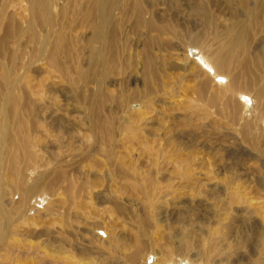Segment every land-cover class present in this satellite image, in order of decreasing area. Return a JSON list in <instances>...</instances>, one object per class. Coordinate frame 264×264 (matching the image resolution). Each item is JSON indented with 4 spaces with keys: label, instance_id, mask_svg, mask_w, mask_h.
Instances as JSON below:
<instances>
[{
    "label": "rangeland",
    "instance_id": "rangeland-1",
    "mask_svg": "<svg viewBox=\"0 0 264 264\" xmlns=\"http://www.w3.org/2000/svg\"><path fill=\"white\" fill-rule=\"evenodd\" d=\"M172 1L145 0L144 6L154 5L156 13L195 33L202 6L219 29L246 21L238 0H177L184 7L179 15L168 8ZM259 1L264 3L250 0L251 5ZM55 4L68 11L74 46L73 52L60 53L64 74L48 67L49 54L39 60L27 39L7 41V24L0 27V51L5 50L0 78L15 73L11 93L23 114L7 119H28L35 158L23 195L13 189L15 177L7 170L3 178L0 174V213L4 207L12 214L6 229L0 226V264H71L61 254L55 257L56 241L72 255L88 252L84 257L98 264H113L114 258L129 264L135 243L142 247L136 264H144L145 254L147 264H157V252L180 241L188 242L191 252L171 264H264V94L246 107L236 98L238 105L208 107L209 112L196 99L202 75L198 78L193 66L199 53L192 48L184 62L186 48L175 41L172 50L154 48L161 80L149 88L151 78L142 77L144 28L136 34L132 21L126 23V55L119 60L112 51L106 57L94 42L95 23L85 17L84 0ZM28 6L10 0L6 21L13 17L27 27ZM114 10L117 20L120 9ZM257 18L255 12L254 21L262 25ZM254 29L247 51L264 61V31ZM218 87L215 82L217 94ZM38 184L51 192L34 196ZM217 246L215 255L211 250Z\"/></svg>",
    "mask_w": 264,
    "mask_h": 264
},
{
    "label": "bare ground",
    "instance_id": "bare-ground-1",
    "mask_svg": "<svg viewBox=\"0 0 264 264\" xmlns=\"http://www.w3.org/2000/svg\"><path fill=\"white\" fill-rule=\"evenodd\" d=\"M2 1L1 5L4 6V10L0 14V27L4 26L5 23L7 24L6 40L14 41L15 36L17 42H22L24 39H27L29 45L33 46L32 56L42 60L49 54L46 59L48 67L64 74L65 66L61 61V56L63 54L60 53L63 51H74L73 43L69 40L70 20H68L69 14L67 9L65 7H58V5L55 4V0H21L29 5V18L28 21H26L27 27H23L17 24L13 17L8 16L6 21L5 8H7V4L10 3V0ZM144 4L145 0H84L85 10H83V12L89 22L95 23L94 42L99 45L98 47L101 54L106 57H111L112 51H117L119 60L126 55L127 48L126 45H124L126 42L124 43L122 41L124 35L123 31H125L126 23L132 21L131 28L136 31V34H139V31L143 28L146 30L147 37L143 43L144 48L141 51V56L143 57L142 77L145 76L146 80L151 78L152 81H147L146 83L149 88L161 80L158 74L159 66L156 62L157 58L154 55V48L159 51L172 50L175 41L180 46L186 48V50L184 49L185 54L183 59H181L182 61L184 60L185 62L191 59V50H195L192 48H196L199 53L200 61L198 60V62H195L193 67L199 70L196 74L198 78L200 75L202 76L198 81L195 80L197 81L195 84V93L197 95L196 99L206 104L205 108L207 106V108L210 107V109L214 108L218 110L221 105L224 110H228L231 102L234 105H238L235 101L236 98L246 107L253 97L259 99L263 96L264 91L259 88L264 85V76L258 74V72H264V61L254 59L247 51V44L257 35L255 29L251 30L252 25L264 31L263 2L259 1L251 5L250 0H238L237 7L239 8L240 6L241 11L244 12L246 21L243 25L229 24L220 29L216 27L214 19L207 9L202 6L200 9L202 23L196 33L194 30L181 29L180 23L178 24L176 21L167 19L163 14L156 13L154 5L144 6ZM116 6L119 7L121 13V17L117 20L113 18L116 11L114 7ZM168 8L176 10L177 14L183 12L184 9L183 4L177 0L172 1ZM255 12L258 14V18L262 19V25L260 21V25L258 22L254 21ZM234 17L239 18V15L236 14ZM62 18L68 25L63 24ZM57 27L61 28V31H58ZM218 33L220 35H218ZM211 34L213 35V39H210V37H212L210 36ZM42 36L43 38L45 37L44 41L42 40ZM21 46L22 49L25 48L22 44ZM49 46L51 47L50 52L47 48ZM4 51L5 50L2 49L0 53ZM171 58L172 56L170 55L168 59H170V63L172 64ZM1 66L3 65L0 62V68ZM173 68L178 69L179 67L176 65ZM196 68L194 70L197 71ZM192 69L193 68H191V71H193ZM14 75L15 73L12 71L0 78V174L1 178H3L2 172L7 170L13 178L15 177L13 189L16 193L18 192L23 195L26 172L32 168V163L35 158L31 151L32 143L28 119H7L9 114L13 117L23 115L18 112L20 101L11 93L16 82V76ZM215 82L219 86L217 89L218 94L214 90ZM255 88H258L256 92L253 90ZM252 93H254V95H252ZM208 111L210 112L209 108ZM227 114L229 116V111ZM197 115H200L199 109ZM231 121L234 122L231 124H237L236 117L232 116ZM246 133L247 132L243 129L242 134L245 135ZM59 185L60 181L55 179L52 189H58ZM36 192L48 194L51 190L42 184H38L32 190L34 196L37 194ZM75 194L76 192L73 190V184H71L69 192L70 198L74 199ZM0 217L3 219V221L0 222V226H3V230H5L7 225L12 222V214L8 209L2 207ZM112 242H114L115 245L113 244L114 247L111 251L116 253L117 250H115V248L117 242ZM57 243L56 241V245H54L55 257L58 258L61 254L60 258H63L67 262L71 261V264H98L84 257L88 252L84 251L83 255L82 253L72 255L67 248L63 249V246H59ZM172 245L157 252V255L160 254V260L157 261V264H171L177 257L180 259L183 256L188 258V253H190L192 249L188 242L180 241L178 245ZM134 247L136 248L134 256L127 259L129 264H136L137 258L141 255L140 248L142 247H137L136 243ZM254 248L258 251L259 245H256ZM109 249H111V245ZM217 249L218 246L215 247V249L212 247L211 252L217 255L218 253L215 252ZM85 250L88 249L85 248ZM143 258L144 264H147L149 257H146L145 254ZM114 259L115 260L112 261L113 264H121L119 259Z\"/></svg>",
    "mask_w": 264,
    "mask_h": 264
}]
</instances>
